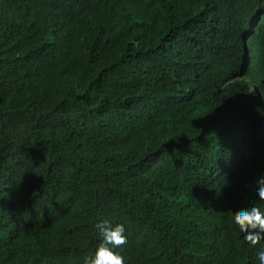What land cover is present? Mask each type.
Masks as SVG:
<instances>
[{
  "label": "trees",
  "instance_id": "obj_1",
  "mask_svg": "<svg viewBox=\"0 0 264 264\" xmlns=\"http://www.w3.org/2000/svg\"><path fill=\"white\" fill-rule=\"evenodd\" d=\"M261 172L264 0H0V264H257Z\"/></svg>",
  "mask_w": 264,
  "mask_h": 264
},
{
  "label": "clouds",
  "instance_id": "obj_2",
  "mask_svg": "<svg viewBox=\"0 0 264 264\" xmlns=\"http://www.w3.org/2000/svg\"><path fill=\"white\" fill-rule=\"evenodd\" d=\"M249 189L256 202L245 201L233 211L232 223L239 230L240 238L250 245L264 240V172L256 175ZM100 237L96 249L83 257L82 264H124V257L115 251L126 243L125 226L102 220L94 225ZM257 264H264V246L256 250Z\"/></svg>",
  "mask_w": 264,
  "mask_h": 264
},
{
  "label": "bare ground",
  "instance_id": "obj_3",
  "mask_svg": "<svg viewBox=\"0 0 264 264\" xmlns=\"http://www.w3.org/2000/svg\"><path fill=\"white\" fill-rule=\"evenodd\" d=\"M260 91V90H259ZM261 93V92H260Z\"/></svg>",
  "mask_w": 264,
  "mask_h": 264
}]
</instances>
